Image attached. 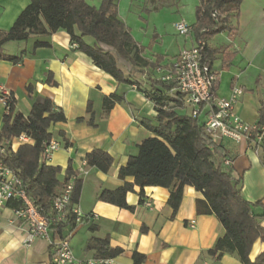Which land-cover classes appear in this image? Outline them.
<instances>
[{
	"label": "crops",
	"instance_id": "1",
	"mask_svg": "<svg viewBox=\"0 0 264 264\" xmlns=\"http://www.w3.org/2000/svg\"><path fill=\"white\" fill-rule=\"evenodd\" d=\"M259 1L244 0L237 19H240L241 14H248L251 6ZM87 2L95 8L101 4V0ZM132 2L118 0V15L124 23L122 11L127 6L131 7ZM29 3L30 0H0V36L10 29ZM257 7V13H264L261 4ZM220 34H224V38L214 44L210 42L216 35L207 40L208 49L217 52L211 62L212 70L218 75L216 97L227 99L233 88L240 89L242 95L235 105L236 114L242 123L254 127L259 103L264 98L262 76L253 74L249 77L253 59L245 56L249 44L247 37H242L238 43V31ZM84 40L92 43L90 38ZM194 40L193 36L184 39L185 44L181 49L191 47ZM37 42L47 43L48 47L34 48ZM7 48L12 49V54H7ZM4 51L10 56L22 53L19 64L0 60V87L11 93L15 100V112L26 117L36 98H48L66 119L50 127L52 140L58 142L60 148L46 165L60 167L62 172L58 178L62 181L64 170L71 162L75 179L81 181L80 196L75 207L84 217L97 216L96 219H83L73 229L67 225L61 230L62 235L70 236L75 259L83 261L95 258V251L86 249L88 243L107 239L110 248L122 251L112 258V264H134V253L143 256L140 264H242L235 255L224 254L219 259L208 255V251L224 235V229L214 215L203 211L204 198L192 187H184L174 214L167 203L169 189L145 188L140 203L138 188L135 187L134 193L126 195V203L134 208L133 211L98 201L102 190H115L123 185L124 182L117 178L119 167L137 153V147L143 140L151 136L141 121L153 119L156 113L152 104L135 86L119 85L112 77L97 69L89 58L72 49L69 36L64 31L33 37L24 44L10 42L4 45ZM179 52L172 57L147 53L144 56L150 61L162 56L163 60L158 66L166 67ZM231 53L235 56L229 68L223 69L222 61ZM221 73L229 77L222 84L219 79ZM49 74L56 86L46 84ZM28 86L32 88L31 94L27 90ZM260 86L262 92L257 93ZM111 94H117L123 100L104 115L102 101ZM246 94H249L248 97ZM88 105L91 113H87ZM4 114L0 105V127ZM91 117L94 127L87 124ZM77 119L82 121L77 122ZM60 133L69 146L64 145ZM12 143L16 151L19 145L15 141ZM222 145L233 156L232 173L235 179L240 180L243 198L251 204L259 203L254 212L258 216L264 215L261 149L255 142H249L248 135L243 136L238 144L224 140ZM95 149L113 158V164L106 174L86 166L84 162L85 155ZM125 181L131 182L132 179L127 178ZM18 206L14 201L0 206V264H50L52 248L46 240L36 239L30 245L25 244L28 228L14 215ZM260 225L264 229V216ZM50 236L52 238V233ZM263 250L264 244L256 241L249 254L250 260L253 261Z\"/></svg>",
	"mask_w": 264,
	"mask_h": 264
},
{
	"label": "trees",
	"instance_id": "2",
	"mask_svg": "<svg viewBox=\"0 0 264 264\" xmlns=\"http://www.w3.org/2000/svg\"><path fill=\"white\" fill-rule=\"evenodd\" d=\"M147 1L155 5L159 0ZM243 1L197 0L195 22L191 25L194 42L204 39L207 43L209 38L226 31L235 33L236 28L228 25L230 13L238 17ZM117 3L118 0H101L100 6L95 8L87 0H30L10 29L1 34L0 60L12 64H19L22 60V53L19 56L5 53L4 45L7 43L26 42L33 37L64 31L69 36L73 50L89 58L97 69L112 77L119 85L135 86L152 103L156 113L153 119L141 121L151 136L143 140L137 147V153L118 169L117 178L124 182L123 185L115 190H102L98 201L133 211L134 208L126 203V195L134 193L135 187L138 188L140 203L145 188L169 189L167 203L174 214L184 187H192L204 198L203 211L214 215L224 229V235L216 241L208 255L219 259L229 254L235 255L242 264H264V250L253 261L249 258L256 241L264 244V229L260 225L264 215L258 216L254 212L259 203L251 204L243 198L240 180L233 177L231 164L225 163L231 162L233 156L222 142L213 141L205 133L199 120L185 112L188 109L183 96L173 93V87L163 82L155 72L163 57L156 56L154 61H150L144 56L145 48L133 39L129 28L120 19ZM213 13L215 17H212ZM86 37L92 40L91 44L84 40ZM41 47H48V44H34V48ZM216 53V50L206 47L204 58L210 65ZM234 56V53L227 54L222 61L223 69L229 68ZM49 76L46 84L56 86ZM134 76H139V79ZM27 90L32 93L31 86ZM212 90L216 96L217 83ZM122 100L117 94L104 97L103 114L107 115ZM14 105L15 100L11 98L8 111L2 118L0 146L23 133L33 140V144L20 145L14 152L6 149V154H0V161L18 174L25 184L27 195L42 213L53 215V199L70 181L72 192L68 208L77 205L81 181L75 179L71 162L60 181L58 176L62 169L40 161L45 145L52 140L49 131L51 125L66 120L62 111L48 98H36L26 117L15 112ZM87 113H91L89 105ZM81 121L77 119V122ZM87 124L94 127L93 117ZM60 136L64 145L69 146L64 135L60 133ZM248 140L258 144L264 164V98L259 103L257 122ZM84 162L86 166L106 174L113 164V158L95 149L85 155ZM127 178L132 181L126 182ZM67 225L72 229L75 227L73 216L68 215L65 223L52 228L62 234L61 230ZM86 249L95 251V258L103 259H112L122 253L120 249L110 248L107 239L91 240ZM132 258L134 264H140L143 260V256L136 253Z\"/></svg>",
	"mask_w": 264,
	"mask_h": 264
},
{
	"label": "built area",
	"instance_id": "3",
	"mask_svg": "<svg viewBox=\"0 0 264 264\" xmlns=\"http://www.w3.org/2000/svg\"><path fill=\"white\" fill-rule=\"evenodd\" d=\"M215 15L213 13L212 17ZM175 28L181 36H192L191 26L180 23ZM206 47V41L198 39L190 48L181 50L169 65L158 66L155 72L160 75L163 82L173 87L172 92L175 91L183 96V102L189 114L203 124L205 133L213 141L230 140L238 144L255 126L250 127L242 123L236 114L235 105L238 97L242 95L240 89L233 88L227 99L214 96L212 89L217 83L218 75L204 58ZM11 98H13L11 93L4 87H0V105L5 112L8 111ZM13 141L19 146L33 144L29 136L20 134L0 146L1 155L6 154V149L14 152ZM59 148V143L51 140L45 145L40 161L46 163ZM225 163L231 164L230 161ZM71 192L72 181L66 184L53 199V215L48 216L33 204L18 174L0 161V206L10 201L19 204L14 210V215L28 228L24 241L26 245L32 244L36 239L46 240L52 248L50 264H112V259L91 258L83 261L75 259L70 246V236L58 234L53 230V226L65 223L68 215L74 217L75 224L82 223L85 218H97L96 215L84 217L75 206L69 209Z\"/></svg>",
	"mask_w": 264,
	"mask_h": 264
},
{
	"label": "rangeland",
	"instance_id": "4",
	"mask_svg": "<svg viewBox=\"0 0 264 264\" xmlns=\"http://www.w3.org/2000/svg\"><path fill=\"white\" fill-rule=\"evenodd\" d=\"M261 1L251 6V13L241 14L240 19H237L234 13H230L229 24L237 28L236 41L238 43L242 37H247L249 44L245 49V56L253 59L249 77L253 74L255 76L260 74L262 76L261 85L264 86V13L260 15L256 9L260 4L264 7V1ZM196 5L197 0H159L155 5L147 0H133L131 7L127 6L125 10L123 9L122 16L133 39L145 48V53L172 57L178 51L190 48L188 46L181 49L184 39L188 37L179 35L175 26L180 23L191 26L195 21L194 8ZM238 20L240 26H238ZM216 36L210 42L211 44L224 38V34ZM19 43L24 44V42ZM6 52L12 54L13 51L7 48ZM134 77L139 79V76ZM227 78H229L227 75L222 76L221 73L219 78L221 84ZM141 84H143L142 81ZM260 91L262 92L261 86L257 93ZM185 112L189 114L188 110Z\"/></svg>",
	"mask_w": 264,
	"mask_h": 264
}]
</instances>
